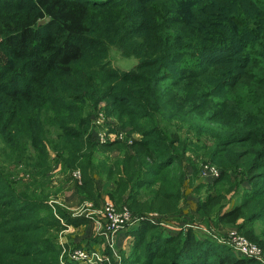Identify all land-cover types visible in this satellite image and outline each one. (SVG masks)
Wrapping results in <instances>:
<instances>
[{
    "label": "trees",
    "instance_id": "trees-1",
    "mask_svg": "<svg viewBox=\"0 0 264 264\" xmlns=\"http://www.w3.org/2000/svg\"><path fill=\"white\" fill-rule=\"evenodd\" d=\"M110 47L136 63L114 66ZM97 107L129 143L91 138ZM0 142V264H61L58 233L90 219L48 200L49 149L93 207V158L119 153L108 196L140 218L124 264H259L150 215L178 213L196 156L219 175L195 211L264 251V0H0Z\"/></svg>",
    "mask_w": 264,
    "mask_h": 264
},
{
    "label": "rangeland",
    "instance_id": "rangeland-1",
    "mask_svg": "<svg viewBox=\"0 0 264 264\" xmlns=\"http://www.w3.org/2000/svg\"><path fill=\"white\" fill-rule=\"evenodd\" d=\"M108 57L114 66L119 67L121 69H130L136 63V59L133 56H123L114 47L109 48ZM87 114L89 115L91 120L90 136L93 140H100L106 137L115 136L117 139H121L124 141L126 140V143H129L128 142L129 139L134 137V134L129 130V127L123 128L121 126H116V128H114L112 132L108 133L107 129L109 130L110 125H107L106 123L113 122L115 119L112 117L103 118L102 112L100 111L99 107L92 110L87 109ZM4 151H5L4 146L0 142L1 163L5 162ZM49 153H50V157H52L51 159L52 168H51V178H50V192L52 194L48 196V200L50 202H54L55 199L64 200L67 195H72V194L79 198L78 194L80 193L76 189V176L74 175V172L66 171L64 169L59 168L58 164L54 162L55 152H53L52 149H49ZM118 159H119V153L117 151L106 152V153L98 152L95 154L90 172L95 181L99 193H100L99 186L102 184L103 180L104 179L108 180L105 177L104 167H106L109 163L111 164L116 163ZM183 164L185 168V182L183 185V194L179 202L178 213L174 216H166L162 218L156 215H150V218L154 220L158 219L160 227L164 228L166 231H171V232L177 231V228H175L176 226H181L180 227L181 229L187 230V227L185 225L189 223L190 225H194L191 228L193 237H197L202 241H209L210 243L216 241L221 243L223 247H227L228 244L225 243L224 241L231 240L232 236H230L229 233L230 230H233L238 234L240 233L237 230V226L232 224H223L216 222L215 220H213L216 218L217 216L216 214L212 215L213 219L204 221L203 218L200 215H198V213L195 211L196 203L198 199H202L206 196V194L208 193L206 187L210 185L212 181V177L203 175L201 170L205 165H208V163L199 161L196 156H190L184 158ZM7 173L11 175V168L7 171ZM23 174H24L23 167L20 166L18 167L17 172L14 173V177L15 178L20 177ZM23 183L24 185H26L27 181L24 180ZM243 185L244 182H242L241 186L243 187ZM149 190L150 188L144 189L143 192L146 194V192H149ZM239 190L240 189H238V191ZM81 196L84 197V195ZM107 197L108 199H110L108 194ZM241 197H242L241 192L234 191L233 193L230 194V197L228 196V200L225 201L224 204H226L225 206L227 207H231L232 205L237 203ZM51 199L54 200L52 201ZM79 199H80L79 203H82L81 198ZM61 207L63 208V206ZM91 210H92L91 207L86 206V204L80 205L79 208L77 209V211H80L85 216L87 215L90 216V214L88 213H91L92 212ZM180 210H182V212H179ZM258 223L262 224L261 221H259ZM85 224H87V222ZM245 238L248 240L247 237ZM231 249L235 251L233 248ZM235 252L238 253L237 251ZM263 257H264V251H263ZM251 261L256 262L257 260L253 259Z\"/></svg>",
    "mask_w": 264,
    "mask_h": 264
},
{
    "label": "built area",
    "instance_id": "built-area-1",
    "mask_svg": "<svg viewBox=\"0 0 264 264\" xmlns=\"http://www.w3.org/2000/svg\"><path fill=\"white\" fill-rule=\"evenodd\" d=\"M107 138V137H106ZM106 138L100 139L104 140ZM129 142V141H128ZM202 174L216 178L219 175V170L212 165H205L202 169ZM76 178H78V172H74ZM92 211V210H91ZM98 212L104 217V222L101 219H96L97 224V235L104 238L108 245L111 246L117 233L126 230L127 228L135 225L139 217H135L131 214L127 206L117 207L114 202L110 199H105L100 205ZM80 211H77L73 215H81ZM87 215L90 219L94 218V212L92 211ZM186 227H193L187 223ZM181 226H176L175 228L181 229ZM67 229V228H66ZM231 240L224 241L227 243L230 248H233L241 256L249 257L256 259L260 264H264V257L262 249L254 243L248 241L241 234L236 233L233 230H230ZM62 251L60 254V263L61 264H96L98 261H101V258L94 257L87 249L84 247H75L72 249H66L62 245Z\"/></svg>",
    "mask_w": 264,
    "mask_h": 264
},
{
    "label": "crops",
    "instance_id": "crops-1",
    "mask_svg": "<svg viewBox=\"0 0 264 264\" xmlns=\"http://www.w3.org/2000/svg\"><path fill=\"white\" fill-rule=\"evenodd\" d=\"M113 188L114 183L111 180H103L102 184L99 186L101 203L105 199H108L107 194L109 191L113 190ZM78 195L82 203H79L80 199L73 194L67 195L64 200L55 199L54 202L63 206L70 214L76 213L80 205L86 204V206L91 207L94 212V218L89 219L87 224L69 226L67 229H63L58 233L59 244L64 245L66 249L84 247L94 257L101 258V261H98L96 264H124L123 259L129 255L133 239L127 236L124 230L117 233L112 245L109 246L104 238L97 235L96 231V219H101V221L104 222V217L98 212L100 206L93 207L91 202H88L85 197L81 196L82 194ZM179 212H182V210Z\"/></svg>",
    "mask_w": 264,
    "mask_h": 264
},
{
    "label": "water",
    "instance_id": "water-1",
    "mask_svg": "<svg viewBox=\"0 0 264 264\" xmlns=\"http://www.w3.org/2000/svg\"><path fill=\"white\" fill-rule=\"evenodd\" d=\"M47 20H48V18L43 19V20H40V21L38 22V24H42V23H44V22L47 21Z\"/></svg>",
    "mask_w": 264,
    "mask_h": 264
}]
</instances>
